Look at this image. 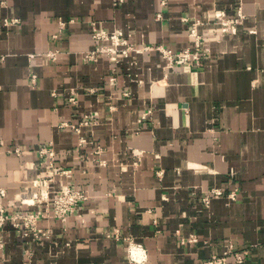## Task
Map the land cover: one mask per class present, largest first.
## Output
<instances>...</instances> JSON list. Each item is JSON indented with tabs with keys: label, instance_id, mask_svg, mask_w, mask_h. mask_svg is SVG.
Segmentation results:
<instances>
[{
	"label": "crops",
	"instance_id": "1",
	"mask_svg": "<svg viewBox=\"0 0 264 264\" xmlns=\"http://www.w3.org/2000/svg\"><path fill=\"white\" fill-rule=\"evenodd\" d=\"M218 10L242 11L236 33H220ZM197 18L209 53L192 71L156 48L84 59L94 21L180 50ZM0 141L27 149L0 153L7 212L45 207L22 201L46 189L38 149L51 143L72 170L51 188L89 192L66 221L39 220L49 236L0 223V264H197L229 241L264 264V0H0Z\"/></svg>",
	"mask_w": 264,
	"mask_h": 264
},
{
	"label": "built area",
	"instance_id": "2",
	"mask_svg": "<svg viewBox=\"0 0 264 264\" xmlns=\"http://www.w3.org/2000/svg\"><path fill=\"white\" fill-rule=\"evenodd\" d=\"M117 1V0H116ZM123 0H118V2ZM213 22L218 24L221 34L236 33L238 30V23L243 16L242 11L238 16H229L224 10H218L213 15ZM18 18L6 19L7 23L19 22ZM72 21V20H71ZM203 23L201 18L192 20L190 36L193 39V46H189L180 50H174L170 46L160 44L143 45L138 46L136 43L126 37L125 32L122 29H117L112 33H109L105 28L97 26L96 22H93V36L97 40V46L94 49H90L84 54L86 61H97L102 55H108L113 61H120L123 58L130 56L132 51H142L146 49H158L162 52L163 56L167 59L168 65H181L184 69L192 71L203 64L205 55L209 53V48L206 46V38L204 33L200 30V25ZM62 27L66 26V21L61 20ZM56 36V35H54ZM59 50H49L47 56L52 60H57ZM31 83L35 85L38 81V74L33 73L31 76ZM73 103L78 102L76 92L70 97ZM152 110H149L143 116L146 118ZM88 117V116H87ZM88 119L84 122L87 123ZM68 125V124H66ZM77 130H80L79 126H75ZM81 142H86L85 138L81 139ZM27 149L20 144H13L7 146L0 141V153L7 156H21ZM39 153L42 157H45L42 164L46 167L47 176L43 178V186L46 187L44 191L37 192L31 201L23 200V203L36 204L45 202V207H40L30 212H7L3 205H0V223L10 219L16 226L24 225L26 228V234H33L35 238H41L49 236V229H45L39 226V220L45 217H57L63 221H66L68 217L74 213L79 206L85 203L89 199V192L83 187L71 185L69 183L63 184L58 189L51 188V182L55 181L57 175H72L71 169L57 168L56 166V151L51 144L40 147ZM102 148L99 147L96 153H100ZM103 163L104 160H101ZM2 194H6L5 190L1 189ZM223 191L219 188H214L207 191L203 200L207 206H210L212 198L214 196H220ZM253 244L237 246L234 242L229 241L225 245V249L222 253H214L210 258L203 259L197 264H229L233 259L235 264H245L247 258L252 252ZM136 257V256H134Z\"/></svg>",
	"mask_w": 264,
	"mask_h": 264
},
{
	"label": "rangeland",
	"instance_id": "3",
	"mask_svg": "<svg viewBox=\"0 0 264 264\" xmlns=\"http://www.w3.org/2000/svg\"><path fill=\"white\" fill-rule=\"evenodd\" d=\"M116 1V0H115ZM124 1V0H123ZM116 2H118V0L116 1ZM120 2H122V1H120ZM94 22H96V24H97V26L98 27H100V28H104L103 26H101L100 25V23L99 22H97V21H94ZM94 27V25H93V22H92V28ZM106 29V28H105ZM117 29H121V28H116V29H114V30H107L109 33H112V32H114L115 30H117ZM123 30V29H122ZM135 43V42H134Z\"/></svg>",
	"mask_w": 264,
	"mask_h": 264
},
{
	"label": "bare ground",
	"instance_id": "4",
	"mask_svg": "<svg viewBox=\"0 0 264 264\" xmlns=\"http://www.w3.org/2000/svg\"><path fill=\"white\" fill-rule=\"evenodd\" d=\"M136 252H137L136 249H134L133 253L136 254Z\"/></svg>",
	"mask_w": 264,
	"mask_h": 264
}]
</instances>
